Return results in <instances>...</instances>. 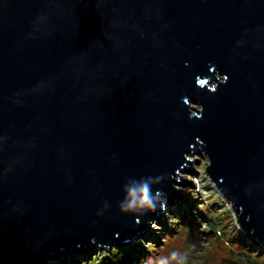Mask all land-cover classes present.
<instances>
[{
	"label": "water",
	"instance_id": "95a60500",
	"mask_svg": "<svg viewBox=\"0 0 264 264\" xmlns=\"http://www.w3.org/2000/svg\"><path fill=\"white\" fill-rule=\"evenodd\" d=\"M196 155L264 252V0H0V264L143 236Z\"/></svg>",
	"mask_w": 264,
	"mask_h": 264
},
{
	"label": "rangeland",
	"instance_id": "374dc122",
	"mask_svg": "<svg viewBox=\"0 0 264 264\" xmlns=\"http://www.w3.org/2000/svg\"><path fill=\"white\" fill-rule=\"evenodd\" d=\"M191 160L194 164L189 170L193 172L182 173V179L189 185L175 186L183 192L181 198L168 201L166 210L146 234L114 247L125 252L136 248L135 253L128 254L131 264H225L233 258L238 259L244 252H250L254 262L264 264V254L257 256L252 253L254 244L241 231L235 213L206 176L208 159L196 155ZM211 214L215 215L217 228L222 234L217 231L216 235H206ZM183 215L187 217L186 222L180 219ZM72 251L64 250L46 264H63L64 257L73 258L83 253L90 256L88 260L82 259L81 264H101L105 259L104 253L112 251V247L102 249L93 246L78 249L76 253Z\"/></svg>",
	"mask_w": 264,
	"mask_h": 264
},
{
	"label": "trees",
	"instance_id": "16d2710c",
	"mask_svg": "<svg viewBox=\"0 0 264 264\" xmlns=\"http://www.w3.org/2000/svg\"><path fill=\"white\" fill-rule=\"evenodd\" d=\"M209 217H210V221L208 223L209 224V231L207 232L206 235H208V236L216 235L217 231L220 232V230L217 228V223L215 221V215L211 214ZM180 219L183 222H186L187 217L185 215H183ZM187 226H189V225H187ZM193 227H191V228H193ZM220 234H222V233L220 232ZM150 248H152V247H150ZM136 250H137L136 248H131L128 250V252H125L124 250H121L120 248L113 246L112 251L104 253L105 259L103 260V262H101V264H131V259L128 257V254L135 253ZM251 250L250 251L257 256L264 254V252L261 251V248L255 246V245H252ZM249 253L244 252V253L239 255L240 257H238V259L233 258L232 260L226 262L225 264H259L258 262H254L251 259V257H253V256H252V254H249ZM99 254H101V253L99 252ZM80 256H82L83 258H80ZM89 256H90L89 253H83V254L76 255L73 258H71V256L64 257L62 260L64 262L63 264H81V262L83 261L82 259L88 260ZM59 264H62V263H59Z\"/></svg>",
	"mask_w": 264,
	"mask_h": 264
},
{
	"label": "clouds",
	"instance_id": "9594fccd",
	"mask_svg": "<svg viewBox=\"0 0 264 264\" xmlns=\"http://www.w3.org/2000/svg\"><path fill=\"white\" fill-rule=\"evenodd\" d=\"M227 77H225V80ZM163 196V200L160 201V197ZM159 202V207L163 210L167 204V196L162 191H157L156 195L151 194L150 185L147 183L141 184L139 188H130L128 190L125 202L119 204V211L121 213H140L143 215L147 212H155L157 208V203ZM105 209L107 208V203H105ZM140 215H134L139 218Z\"/></svg>",
	"mask_w": 264,
	"mask_h": 264
},
{
	"label": "bare ground",
	"instance_id": "6f19581e",
	"mask_svg": "<svg viewBox=\"0 0 264 264\" xmlns=\"http://www.w3.org/2000/svg\"><path fill=\"white\" fill-rule=\"evenodd\" d=\"M181 181H182V180H181ZM181 181H179V182H181ZM166 208H167V204H166V206H165V210H166ZM160 216H161V215H160ZM148 230H149V229H148ZM77 250H78V249H77ZM77 250H73L72 252L76 253V252H78ZM68 251H69V250H68ZM60 255H61V254H59V256H60ZM59 256H58V257H59ZM50 260H51V259H50ZM50 260H49V261H50Z\"/></svg>",
	"mask_w": 264,
	"mask_h": 264
}]
</instances>
